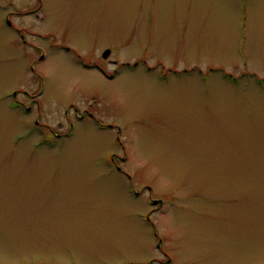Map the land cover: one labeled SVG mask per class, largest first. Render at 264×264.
<instances>
[{"label": "rangeland", "instance_id": "rangeland-1", "mask_svg": "<svg viewBox=\"0 0 264 264\" xmlns=\"http://www.w3.org/2000/svg\"><path fill=\"white\" fill-rule=\"evenodd\" d=\"M37 4L0 0V264H264V0H42L38 16L13 13ZM21 89L43 91L41 115L13 107ZM71 104L116 124L125 151L117 127L77 122ZM67 109L74 136L47 140L35 122L67 132ZM112 153H127L130 177ZM151 198L165 202L159 241Z\"/></svg>", "mask_w": 264, "mask_h": 264}, {"label": "flooded vegetation", "instance_id": "flooded-vegetation-1", "mask_svg": "<svg viewBox=\"0 0 264 264\" xmlns=\"http://www.w3.org/2000/svg\"><path fill=\"white\" fill-rule=\"evenodd\" d=\"M38 1V4L36 7H33L32 9H28L24 12H18V11H13V13L17 16V18H20V17H31V16H38V12L41 11V8H42V0H37ZM9 25L14 28L16 31L22 33L24 30H26L27 32H29L30 34H34L32 32H30L28 29L24 28V27H19L15 24H12L10 21L8 22ZM34 35H37L38 37L40 38H43L45 41L49 40V38H52L51 35H42V34H34ZM52 45L53 46H56V47H59L60 48V44H58L54 38H52ZM25 45H28L30 47H32L34 50H35V53H40L39 56H42L40 58L43 59L45 56L42 55L43 52H44V48L40 45H37L36 43L34 42H28L27 40H24L23 41ZM67 51H71V49L69 48H66V47H61ZM110 57L108 58H104L102 56V59L103 60H109ZM109 63H112L114 64L115 66H118V62L117 60H109ZM143 64L144 65H147V62L145 60H143ZM140 65V62H135V63H127V64H121L120 66L121 67H128V68H136L137 66ZM84 66L87 67V68H96V69H99V70H102L104 71L106 74L107 72L105 70H103V66L101 65V63H98V62H93L91 64H86L84 63ZM120 67V68H121ZM149 69H156V67H150V66H147ZM163 70L164 72V69H161ZM169 70H172V69H169ZM119 69H115L114 70V73L112 74H107V76L109 77H114L117 73H118ZM174 71V70H173ZM43 95V91L42 90H39L37 93H32L30 92L29 90L27 89H21V90H18L17 92L14 93L13 95V107L16 108V109H23L24 112H27V113H35L38 112L40 115H41V101H40V97H42ZM26 99H28L26 101ZM29 102V103H28ZM69 108H73L74 111H75V119L76 121H93L95 126L99 127L100 129H115L116 127L118 128V126L116 124H113V123H107V122H104L99 116H97L95 114V112L93 111L94 108L92 107V104H90V107H87L83 110H80L78 107L74 106L73 104H71L69 106ZM93 108V109H92ZM65 113L67 114V121H68V129H67V132H63V133H59L54 126H52L51 124H48V123H41L40 120H37V122H35V126L37 128H43L44 129V133H43V136L46 137L47 140H56L55 142H63V140L69 138V137H73L74 134H75V129H76V124L77 122L71 120V117L69 116V109H67L65 111ZM35 120V121H36ZM63 127V123H59V129ZM47 130V132H46ZM120 130L118 128V135H117V141L118 143L123 147L122 149L125 151V146L124 144L122 143L121 139H120ZM128 161V155L127 153L125 154V156H122L120 154H117V153H112L111 155H109V166L111 168H115L116 170H118L120 173L130 177L129 173L127 172V170L124 169L123 165ZM113 168V169H114ZM150 191V190H149ZM139 194V192H138ZM159 202L157 204H154L153 201L154 199L151 198V205H152V208L150 210L147 211V221L150 222V224L152 225L153 227V230L155 231V235L157 236L158 238V241H159V236L157 234V231H156V226H155V223L152 221V217L155 216L156 214H159V213H163L164 212V206H165V202L161 199H157ZM158 249L160 250L161 249V245L160 243L158 244ZM162 254L164 256H166L164 254V252H162ZM169 263V258L167 257V259H162V258H159V257H153L151 258L149 261H143V262H138L137 264H168Z\"/></svg>", "mask_w": 264, "mask_h": 264}, {"label": "water", "instance_id": "water-1", "mask_svg": "<svg viewBox=\"0 0 264 264\" xmlns=\"http://www.w3.org/2000/svg\"><path fill=\"white\" fill-rule=\"evenodd\" d=\"M110 54H111V50H110V49H107V50L104 52L103 57H104V58H108V57L110 56ZM158 202H159L158 200H154V201H153L154 204H157Z\"/></svg>", "mask_w": 264, "mask_h": 264}]
</instances>
